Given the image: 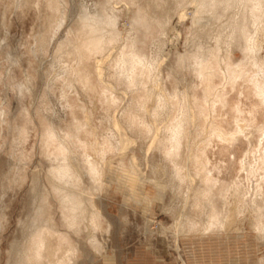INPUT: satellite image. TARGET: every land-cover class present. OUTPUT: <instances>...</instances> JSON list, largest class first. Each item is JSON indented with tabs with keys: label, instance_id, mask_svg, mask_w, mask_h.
Listing matches in <instances>:
<instances>
[{
	"label": "rangeland",
	"instance_id": "rangeland-1",
	"mask_svg": "<svg viewBox=\"0 0 264 264\" xmlns=\"http://www.w3.org/2000/svg\"><path fill=\"white\" fill-rule=\"evenodd\" d=\"M49 1L0 0V264H18L20 247L31 231L38 206L43 203V191L49 187L47 177L51 161L43 149L47 128L52 124L63 133L69 129L74 117L82 120L87 111L90 112L87 128L90 131L92 127L96 128L99 141L109 127V114L120 115L126 109L136 108L129 100L130 96L124 95L121 89L112 91L117 101L109 108L107 103L98 102L94 93L85 91L81 83L72 81L74 76L64 73V65L76 61L68 53L71 43L82 31L84 18L90 15L103 17L104 11L100 7L107 0H53L59 6L57 12ZM134 1L112 2L118 12L116 29L122 37L118 42H121L109 45V50L103 55L92 58L91 66L110 52L116 53L123 39L132 31L134 21L139 20L143 24L139 5ZM194 11L195 7L188 6L185 19L180 20L179 14L173 16L170 27L165 31L167 39L163 41L162 54L156 51L159 45L154 46L152 25L143 24L144 27L138 28L135 35L142 55L156 56L160 62L165 61L161 74L169 88L175 83L170 76L174 75L173 70L180 90L189 89L196 81L193 68L189 65L181 67L179 59L194 48L190 35ZM61 46H64L62 50ZM230 52L232 61L237 64L247 60V53L240 47L234 46ZM257 54L264 65V43ZM248 61L249 64L251 59ZM105 63L104 66L109 68L110 61ZM107 78L111 80L106 75ZM103 83L100 85L106 87L107 84ZM226 83L216 79L217 86L227 93L233 105L231 103V108L223 109L218 104L216 114L220 115L216 116L220 121L224 119L226 132L233 134L239 130L235 114H232L233 106L240 102L244 110L240 117L251 122L250 110L256 104V97L251 95L243 81L236 87ZM66 98L75 105H83L85 111L76 106L70 109ZM258 113L253 127L242 120L247 135L241 134L230 151H223L222 143L215 137L209 150L217 176L221 169L220 178L229 183L248 181L242 191L241 202L255 192L264 194V171H251V166H261L264 161V134L257 130L264 125V110ZM191 129L192 132L195 130ZM82 135L88 143L95 140L88 132ZM136 136L138 134L134 133L136 141L126 151L125 167L119 161L121 154L107 155L112 160L107 169L110 185L105 182L102 191L96 194L98 207L105 217V230L98 233L103 246L101 252H97L83 233L76 264H264L261 260L264 257V235L257 233L248 219L239 222V230L179 234L175 229V212L182 209L187 188L184 186L175 192L168 184L162 192L155 176L168 180V183L169 177L160 169L171 165L168 162L164 164L159 151L155 148L148 150V144L141 143ZM89 149L91 155L92 150ZM132 155L138 160L139 174L136 175L126 168ZM243 158L242 169L239 163ZM50 201L55 204V220L61 225L57 204L52 197Z\"/></svg>",
	"mask_w": 264,
	"mask_h": 264
},
{
	"label": "bare ground",
	"instance_id": "bare-ground-1",
	"mask_svg": "<svg viewBox=\"0 0 264 264\" xmlns=\"http://www.w3.org/2000/svg\"><path fill=\"white\" fill-rule=\"evenodd\" d=\"M112 2L114 0H107L106 4L99 5L104 11L103 17L90 15L84 18L82 31L71 43L68 53L76 61L64 65V73L74 76V79L69 77L81 83L85 91L94 93L98 102L107 103L109 108L117 101L112 91L120 89L124 95L130 96L129 100L136 108L126 109L120 115L109 114V127L102 140L98 141L96 128L92 127L91 131L87 128L90 112L85 111L83 105H75L66 98L70 109L76 106L85 111V118L74 117L71 125L68 121L69 129H64L63 133L52 124L45 132L43 149L51 161L47 177L49 187L43 191V203L38 206L31 231L20 247L18 264H76L83 233L86 241L101 252L103 244L98 233L105 230V217L98 207L96 194L102 191L110 176L107 169L112 160L107 155L121 154L119 161L124 166L126 151L136 141L134 133L138 134L136 137L141 143L148 144V150L155 148L159 151L164 164L168 162L171 165L159 168L163 170V175L169 177L168 183V180L155 176L162 192L168 184L175 192L184 186L187 188L184 205L175 212V229L179 234L239 230V222L248 219L253 229L264 235V194L255 192L241 202V194L248 181L229 183L221 179V169L217 176V168L209 154L213 137L222 143L223 151H230L241 134L247 135L246 126L242 124L245 119L240 117L244 111L240 102L233 106L232 112L238 131L228 134L223 126L224 119L220 117V121L217 118L220 115L216 114L219 105L224 109L233 103L227 93L217 86L216 79L224 80L232 87L240 81L247 83L251 95L256 97L255 106L249 109L251 122L247 121L248 118L245 120L248 126H255L256 114L264 110V65L257 54L264 43V0H198L200 6L195 7L190 34L194 48L179 58L181 67L189 65L196 74V81L185 90L177 87L175 70L174 75H170L175 83L169 88L161 74L165 61L160 62L161 59L159 61L156 56L142 55L137 48L136 32L133 33L134 41L129 42L127 35L123 43L117 45L116 53L110 52L91 66L92 58L109 50V45L105 43L108 37L104 23L109 17L115 20L118 17ZM134 2L139 5L144 25L166 20L165 31L175 14H179L180 20L187 17L188 7L182 6L185 0ZM49 4L57 12L59 6L53 0ZM179 6H182L181 9L176 11ZM234 46L247 53L246 61L240 64L232 61L230 50ZM63 48L61 46L60 50ZM106 61H110L109 68L104 66ZM106 75L111 80H107ZM101 82H105L106 87L101 86ZM192 127L195 129L193 132ZM257 130L263 135L264 125ZM87 132L95 137L91 143L82 138V133ZM89 147L93 157L88 152ZM129 159L126 168L135 175L139 174L137 157L132 155ZM244 161L243 158L239 163L242 169ZM260 170L264 171V161L261 166H251V171ZM262 181L264 184V179ZM51 197L57 204L61 225L55 220L56 208L50 201ZM261 260L264 261V257Z\"/></svg>",
	"mask_w": 264,
	"mask_h": 264
},
{
	"label": "clouds",
	"instance_id": "clouds-1",
	"mask_svg": "<svg viewBox=\"0 0 264 264\" xmlns=\"http://www.w3.org/2000/svg\"><path fill=\"white\" fill-rule=\"evenodd\" d=\"M199 7L198 0H185V4L183 7ZM92 19V18H89ZM168 22L165 20L163 22H156L151 27V33L154 36V46L158 44V48L156 51L160 54L163 53L165 44L163 43L164 40L167 39L165 29L167 28ZM85 28L88 27L87 24L84 25ZM144 25L141 24L139 20H136L133 22V31L128 34V37L126 39L129 40V42L134 41L133 33L137 32L138 28H143ZM104 29L105 33L108 37V39L105 41L106 44L111 45L116 42H118L121 39L120 34L116 31V20L114 17L107 18L106 22L104 23ZM110 30V31H109ZM94 34V33H93ZM158 67V65H157Z\"/></svg>",
	"mask_w": 264,
	"mask_h": 264
}]
</instances>
